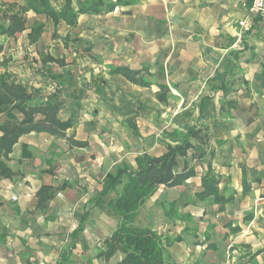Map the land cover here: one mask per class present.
I'll return each mask as SVG.
<instances>
[{
	"label": "crops",
	"instance_id": "1",
	"mask_svg": "<svg viewBox=\"0 0 264 264\" xmlns=\"http://www.w3.org/2000/svg\"><path fill=\"white\" fill-rule=\"evenodd\" d=\"M98 1L97 12L72 25L39 15L51 21L48 47L74 55L50 54L58 72L45 66L37 79L28 64L18 73L0 63V72L39 90L33 104L57 103L58 117L70 119L64 136L31 131L13 146L11 174L0 176V264L121 261L120 251L99 257L120 220L108 200L124 184L100 199L106 174L121 163L134 169L137 155H163L195 125L208 132L213 154L193 161L196 175L181 185L159 187L135 225L171 239L164 264H220L229 244L232 264H264V25L252 0H121L111 10L116 0H72V11ZM49 2L57 11L64 4ZM10 4L24 10L19 0ZM33 27L25 21L29 44ZM15 36H0V53ZM118 67L142 71L149 85L113 73ZM209 166L222 205L197 198ZM43 186L52 188L48 198L38 197Z\"/></svg>",
	"mask_w": 264,
	"mask_h": 264
},
{
	"label": "trees",
	"instance_id": "2",
	"mask_svg": "<svg viewBox=\"0 0 264 264\" xmlns=\"http://www.w3.org/2000/svg\"><path fill=\"white\" fill-rule=\"evenodd\" d=\"M72 0H64L60 11L55 10L49 0H23L24 10L15 11V4L8 5L7 9L0 8V36L14 37L25 29V11H32L36 15H44L51 18L54 23L59 20L72 25L77 15L87 11L97 12L98 1L92 5H86L72 11ZM116 0L108 4L111 10L121 3ZM41 27L35 26L27 37L31 43L39 39ZM1 49V46H0ZM50 59V58H49ZM113 73L125 76L130 82L148 86L149 83L142 79V71L130 70L127 67L112 69ZM166 85L159 86L156 94L159 101L165 103L164 92ZM39 90H32L26 85L11 79L6 71L0 73V115L7 119L0 123V176L11 174L6 165L9 155L19 137L31 131L46 132L57 136H64V130L70 125V119L63 121L58 117L57 103L33 104V100L39 97ZM182 141L175 146H168L161 156L148 154L137 155L134 158L135 167L128 165H116L112 172L106 174L99 198L102 199L110 192L115 191L116 186L123 183L116 196L108 200L109 208L119 216L120 220L112 234L104 240V247L99 252V257L108 260L117 251L123 253V258L116 264H164L166 248L171 239H162L154 230L148 227L135 225V217L138 208L161 187H173L181 185L185 180L194 177L197 169L192 162L205 161L213 154L209 147V134L201 127L195 125L189 127L182 135ZM29 156L27 146H22L21 157ZM202 190L197 193L200 200L206 197L214 198L217 204H224L227 199L218 190L219 178L210 166L200 179ZM52 188L43 186L39 192V198H48Z\"/></svg>",
	"mask_w": 264,
	"mask_h": 264
},
{
	"label": "rangeland",
	"instance_id": "3",
	"mask_svg": "<svg viewBox=\"0 0 264 264\" xmlns=\"http://www.w3.org/2000/svg\"><path fill=\"white\" fill-rule=\"evenodd\" d=\"M9 1L10 0H0V8L7 9ZM19 3L22 4L23 1L19 0ZM25 19H26V23L32 24V26L34 27L37 25H41L43 27V32L40 34L38 42L36 44H31V43L29 44L27 42V38H26L27 33L25 31L18 33L13 39H6L3 42L4 43L3 51L0 53V63H4V64L7 63L9 68H11L12 70L18 73H24L27 67L26 64H28L31 67L29 73H35V78L37 79L40 78V74L43 75L45 72H47L46 67L53 68L56 72H58L57 66L54 64H50L48 62L51 56L50 54H52L55 57L61 55L63 58L74 57V55L71 54L70 52L66 53L61 48L48 47L46 38L48 37V34H52V30H53L52 27L49 26V24H51V21H49V19L43 16L34 15L30 11L25 14ZM53 35L56 38L58 37L57 33H53ZM1 41L2 39L0 37V42ZM43 56L47 58V61L42 62L41 64L40 59ZM86 67L87 66H82L80 68L85 69Z\"/></svg>",
	"mask_w": 264,
	"mask_h": 264
},
{
	"label": "built area",
	"instance_id": "4",
	"mask_svg": "<svg viewBox=\"0 0 264 264\" xmlns=\"http://www.w3.org/2000/svg\"><path fill=\"white\" fill-rule=\"evenodd\" d=\"M251 8L250 11H252L258 18L261 19L263 25H264V0H252L251 2ZM247 23L246 20L239 22L240 26H245ZM232 245L229 244L226 249V259L220 263V264H232L233 256H232Z\"/></svg>",
	"mask_w": 264,
	"mask_h": 264
}]
</instances>
